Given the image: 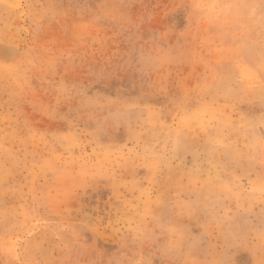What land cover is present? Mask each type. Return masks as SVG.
Segmentation results:
<instances>
[{"label": "rangeland", "instance_id": "1", "mask_svg": "<svg viewBox=\"0 0 264 264\" xmlns=\"http://www.w3.org/2000/svg\"><path fill=\"white\" fill-rule=\"evenodd\" d=\"M0 264H264V0H0Z\"/></svg>", "mask_w": 264, "mask_h": 264}]
</instances>
